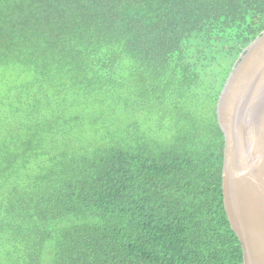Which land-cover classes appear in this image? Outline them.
<instances>
[{
	"label": "trees",
	"instance_id": "16d2710c",
	"mask_svg": "<svg viewBox=\"0 0 264 264\" xmlns=\"http://www.w3.org/2000/svg\"><path fill=\"white\" fill-rule=\"evenodd\" d=\"M264 0H0V264H244L219 97Z\"/></svg>",
	"mask_w": 264,
	"mask_h": 264
},
{
	"label": "water",
	"instance_id": "95a60500",
	"mask_svg": "<svg viewBox=\"0 0 264 264\" xmlns=\"http://www.w3.org/2000/svg\"><path fill=\"white\" fill-rule=\"evenodd\" d=\"M223 195L244 264H264V31L240 55L217 105Z\"/></svg>",
	"mask_w": 264,
	"mask_h": 264
}]
</instances>
